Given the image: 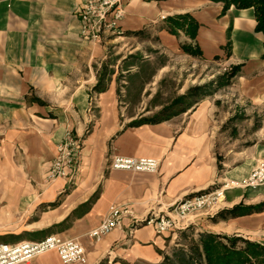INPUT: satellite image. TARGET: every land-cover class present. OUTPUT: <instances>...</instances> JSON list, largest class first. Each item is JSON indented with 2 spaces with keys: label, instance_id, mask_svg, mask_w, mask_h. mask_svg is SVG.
Returning <instances> with one entry per match:
<instances>
[{
  "label": "crops",
  "instance_id": "obj_1",
  "mask_svg": "<svg viewBox=\"0 0 264 264\" xmlns=\"http://www.w3.org/2000/svg\"><path fill=\"white\" fill-rule=\"evenodd\" d=\"M81 2L0 0V124L7 136L1 143L20 177L28 179L25 186L31 193L24 195V209L29 203L47 208L56 203L41 213L40 221H49L40 228L61 223L59 235L83 246L86 264H159L160 236L149 226L129 232L134 220L165 213L177 198L207 186L215 177V155L225 160L221 164L233 180L246 177L264 161V145L254 141L264 131L263 36L255 32L251 8L231 6L223 13V4L211 0H119L116 27L104 29L100 40L91 42L79 35L76 10ZM181 15L197 24L193 40L165 30L167 18ZM111 20L108 16L107 23ZM141 34L154 36L157 49L170 52L184 41L199 50L203 64L239 71L229 86L166 114V105L153 102L160 74L140 75L142 61L123 71L125 56L113 64L106 61L110 50L121 51L128 41L133 47ZM105 68L112 70L105 74ZM184 96L180 90L176 105ZM241 111L248 120L262 116L259 127L247 133L251 143L234 142L216 152L225 122ZM66 131L83 137L80 172L69 193L63 180L43 181ZM112 156L151 158L158 170H110ZM94 193L84 211L77 214L73 208L61 215L72 199L81 198L83 204ZM263 194L260 188L253 197ZM242 196L230 194L232 204ZM112 206L124 207L128 214L117 229L93 242L88 233ZM27 264L61 263L49 252Z\"/></svg>",
  "mask_w": 264,
  "mask_h": 264
},
{
  "label": "rangeland",
  "instance_id": "obj_2",
  "mask_svg": "<svg viewBox=\"0 0 264 264\" xmlns=\"http://www.w3.org/2000/svg\"><path fill=\"white\" fill-rule=\"evenodd\" d=\"M183 44L186 43L181 41L179 46ZM132 45V41H128L123 50H110L106 61L109 64H113L115 61L125 56L124 63H121L123 71L130 70V65L135 61H142L137 67L140 75L160 74L161 80L155 85L157 87V94L153 102L160 103L162 106L166 105L163 109L166 114L169 113L174 106H176V110L183 109L186 104L199 100L201 96L210 94L217 88L229 86L235 76H229L231 67H222L216 64H203L200 62L198 56L193 57L186 55L180 47L174 52L165 51L162 48L157 49V40L150 34H141L137 38L133 46L137 48V51H133ZM117 52H119L118 55ZM130 52H132L131 55L128 54ZM105 70V74H107L112 69L105 68ZM180 90H184L185 96L183 98H185V100H182L176 105V100L174 98ZM261 119L262 116H251V119L248 120V117H245L241 111V113L227 120L225 122L226 127L222 129L221 132V141L217 142L216 152H219L217 151L218 149L224 152L227 147L234 142L240 143V146H246L251 143V140L249 141L247 139V133L251 131L249 129L255 130L258 128ZM234 124H236L237 127H233ZM2 126L3 125L0 124V243L11 244L21 241L35 242L51 234H60L59 232L62 229L60 226L61 223L59 225L53 224L45 229L40 228L41 222L44 223L49 221L46 217L40 221L41 213L48 211L51 207H55L56 203L53 206H48V208L45 204L34 206L29 203L28 205L30 207L24 209L26 206L24 205V201L28 198L24 197V195L31 193L30 187L25 186V184H28V179H22L20 177L22 176V172H17L15 170V164L9 162L8 148L5 146L3 147L1 143V139L6 136V131H3ZM66 132L69 133L77 146L72 168L65 178H58L65 183L64 192L69 193L73 186H75L79 176L83 137L76 136L72 131ZM87 133L88 132H85L84 136H86ZM256 136L257 138L254 141L264 145V131L258 132ZM62 140L58 144H60ZM110 159L111 158H109L107 163L108 169ZM222 159V156L215 155V177L207 186L188 192L184 196L177 198L170 204L165 213L158 214L151 212L141 220H134L128 228L129 232L142 226H149L153 229L152 225H148L147 223L150 218H154L156 215L157 217L155 218L167 216L171 212H174V209L179 205L185 203L187 206H190L191 209L189 213L185 219L180 222L179 227L173 232L160 236L161 240L159 239V242L162 249L157 250V253L161 257L159 264H163L164 258L170 259L174 250L178 248L187 250L189 244L197 240L201 233L208 232L219 236L238 237L264 245V209L262 212L247 215L234 216L229 214V211L235 206L246 208L264 204V194L256 196L257 198L253 197V194H255L258 189L264 188V183L255 189L243 186L242 183L248 175L239 180H233L230 174H227V169L221 164L222 161H225ZM51 161L49 163V169ZM48 172L49 170L44 175L43 181L45 183L55 180L48 177ZM239 193L243 195L241 200L236 204H232L235 200H230V194H234L235 196V194ZM248 194L249 197H247ZM95 198L96 193L91 195L83 204L81 203V198L72 199L71 203L61 212V215L68 213L73 208L78 214L84 211ZM57 201L59 202V199H57ZM55 218L53 220H56Z\"/></svg>",
  "mask_w": 264,
  "mask_h": 264
},
{
  "label": "built area",
  "instance_id": "obj_3",
  "mask_svg": "<svg viewBox=\"0 0 264 264\" xmlns=\"http://www.w3.org/2000/svg\"><path fill=\"white\" fill-rule=\"evenodd\" d=\"M119 0H82L76 10L79 19V35L85 40L96 42L100 40L102 31L115 28L120 19ZM108 16H112L107 23ZM77 146L65 133L63 140L57 145L55 155L51 161L48 177L50 179L65 178L72 168ZM109 169L132 173L153 174L158 170V163L151 158H128L112 156ZM264 183V162H258L243 186L255 189ZM187 204L179 205L167 216L157 215L148 220L156 236H163L173 232L190 211ZM128 214L126 208L112 206L100 224L88 233V238L98 242L120 226L121 219ZM49 252L56 253L61 264H86L87 258L83 246L75 239H64L59 234H51L39 241H21L18 243H0V264H27L34 258Z\"/></svg>",
  "mask_w": 264,
  "mask_h": 264
},
{
  "label": "trees",
  "instance_id": "obj_4",
  "mask_svg": "<svg viewBox=\"0 0 264 264\" xmlns=\"http://www.w3.org/2000/svg\"><path fill=\"white\" fill-rule=\"evenodd\" d=\"M223 4L225 13L231 6L236 9H253L255 16V32L261 33L264 40V0H211ZM165 30L177 36L183 33L193 40L197 24L188 16L181 15L167 18ZM264 45V42H263ZM180 49L189 56H200L198 49L183 44ZM264 58V55H263ZM239 67L230 69L229 76L233 77ZM98 89V84L95 87ZM264 204L257 206H235L229 211L230 215H247L262 212ZM163 264H264V245L258 242L244 240L238 237L219 236L213 233H201L197 240L192 241L187 250L178 248L173 251L172 257L164 258Z\"/></svg>",
  "mask_w": 264,
  "mask_h": 264
}]
</instances>
